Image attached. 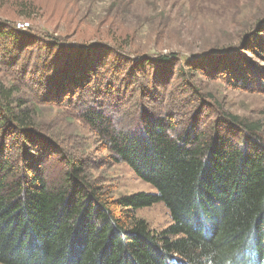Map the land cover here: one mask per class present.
<instances>
[{"label": "rangeland", "instance_id": "374dc122", "mask_svg": "<svg viewBox=\"0 0 264 264\" xmlns=\"http://www.w3.org/2000/svg\"><path fill=\"white\" fill-rule=\"evenodd\" d=\"M260 46L264 0H0V80L35 113L34 141L12 130L10 156L27 173L38 159L50 184L78 164L113 199L156 193L112 160L85 112L104 108L125 131L165 118L175 135L197 128L241 145L254 131L264 143ZM226 61L260 82L235 83ZM135 217L156 232L172 222L162 203Z\"/></svg>", "mask_w": 264, "mask_h": 264}, {"label": "trees", "instance_id": "16d2710c", "mask_svg": "<svg viewBox=\"0 0 264 264\" xmlns=\"http://www.w3.org/2000/svg\"><path fill=\"white\" fill-rule=\"evenodd\" d=\"M224 67L235 83L260 82L229 61ZM84 118L112 160L156 193L113 199L78 164L50 184L36 157L27 173L10 156L20 142L6 140L13 130L34 141L35 113L0 80V264H264V143L251 128L240 145L197 128L172 134L165 118L133 131L101 107ZM159 203L172 222L156 232L135 212Z\"/></svg>", "mask_w": 264, "mask_h": 264}, {"label": "built area", "instance_id": "2783aa9c", "mask_svg": "<svg viewBox=\"0 0 264 264\" xmlns=\"http://www.w3.org/2000/svg\"><path fill=\"white\" fill-rule=\"evenodd\" d=\"M28 26H29L28 23L20 22V23L18 24V27L21 28V29H27Z\"/></svg>", "mask_w": 264, "mask_h": 264}]
</instances>
